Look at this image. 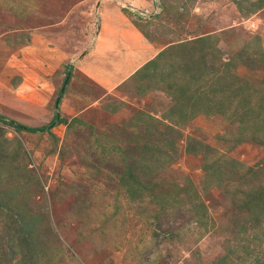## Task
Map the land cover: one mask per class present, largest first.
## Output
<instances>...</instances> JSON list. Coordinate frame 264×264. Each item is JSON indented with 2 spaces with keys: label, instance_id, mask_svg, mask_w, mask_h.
Returning <instances> with one entry per match:
<instances>
[{
  "label": "rangeland",
  "instance_id": "obj_1",
  "mask_svg": "<svg viewBox=\"0 0 264 264\" xmlns=\"http://www.w3.org/2000/svg\"><path fill=\"white\" fill-rule=\"evenodd\" d=\"M152 1L106 87L115 0H0V264L18 216L38 264H264V0Z\"/></svg>",
  "mask_w": 264,
  "mask_h": 264
},
{
  "label": "crops",
  "instance_id": "obj_2",
  "mask_svg": "<svg viewBox=\"0 0 264 264\" xmlns=\"http://www.w3.org/2000/svg\"><path fill=\"white\" fill-rule=\"evenodd\" d=\"M115 1V5H113V2H111L106 7V10H103L102 13L104 21L107 23H110L112 21V26L109 27V25H107V29H105V31L103 30V33L105 32L104 34L106 36H103V41L98 40V42H96V46H94L93 49V56H100L101 58V63H98V65L100 64L101 66L105 64V68L107 65L111 73H113L112 75L110 74V76L105 78L97 76L95 74L93 75L94 79L97 82L105 84L106 87L117 85L119 83V80H124V77L126 78V76H128L129 74L137 71L155 55L154 45L146 40L143 33L135 27L132 19L127 16V14L119 7V5H117V3H128L137 8L148 9L149 7L153 6V3L155 1ZM109 30L110 35L108 36L107 34ZM114 30L117 31H115L114 33ZM66 34H70V32H68V29ZM127 70H129L130 72L126 75V73L123 72ZM116 72H120L121 75L119 76V78L115 79L114 76Z\"/></svg>",
  "mask_w": 264,
  "mask_h": 264
},
{
  "label": "trees",
  "instance_id": "obj_3",
  "mask_svg": "<svg viewBox=\"0 0 264 264\" xmlns=\"http://www.w3.org/2000/svg\"><path fill=\"white\" fill-rule=\"evenodd\" d=\"M69 80L70 76L67 75L64 81V85L68 84ZM59 101L60 100H58L57 103H59ZM0 119L5 118L0 116ZM63 120L64 119H62L60 112L56 111L50 123L40 127H30L12 121L10 124L15 126L18 130L36 133L51 131ZM1 205H3L2 198H0V206ZM36 222L37 219H33V222H31V220L25 221L20 216H18L16 219L12 218L11 221L8 219V223H6L5 225L6 232L4 234L8 238V247L12 252L10 261H12L13 263L10 262L11 264H35L38 261V247L41 244L38 242V229L36 227ZM2 254L6 255V253ZM36 264H38V262Z\"/></svg>",
  "mask_w": 264,
  "mask_h": 264
},
{
  "label": "bare ground",
  "instance_id": "obj_4",
  "mask_svg": "<svg viewBox=\"0 0 264 264\" xmlns=\"http://www.w3.org/2000/svg\"><path fill=\"white\" fill-rule=\"evenodd\" d=\"M118 73H119V72H117V74H118ZM108 75L110 76V74H108ZM111 75H112V74H111ZM112 77H113V76H112ZM114 77H115V79H116V78L118 77V75L115 74Z\"/></svg>",
  "mask_w": 264,
  "mask_h": 264
}]
</instances>
